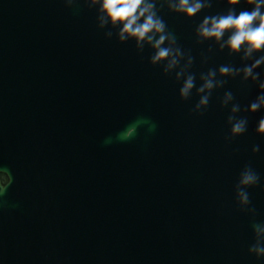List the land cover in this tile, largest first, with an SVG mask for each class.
Segmentation results:
<instances>
[{"label":"water","instance_id":"obj_1","mask_svg":"<svg viewBox=\"0 0 264 264\" xmlns=\"http://www.w3.org/2000/svg\"><path fill=\"white\" fill-rule=\"evenodd\" d=\"M222 11L160 13L194 58L197 87L201 72L242 67L196 43L203 16ZM108 30L83 0H0V169L13 177L0 196V264H264L248 252L253 223L264 224V111L228 142L231 106H220L231 91L246 108L257 87L229 79L196 114L195 89L181 100L182 81L152 66L149 48ZM245 165L260 176L254 214L236 203Z\"/></svg>","mask_w":264,"mask_h":264},{"label":"clouds","instance_id":"obj_2","mask_svg":"<svg viewBox=\"0 0 264 264\" xmlns=\"http://www.w3.org/2000/svg\"><path fill=\"white\" fill-rule=\"evenodd\" d=\"M71 8L76 0H63ZM89 9L96 10L98 28L109 29L105 35L111 38L115 32L119 43L135 42L138 52L145 48L151 50L149 62L154 67H162L164 75L175 74V80L182 81L179 89L181 100H188L195 89L199 96L192 111L203 115L207 110L214 91L222 89L229 79L240 78L241 83L250 82L257 87V95L246 108H241L231 91H225L220 101L221 108H229L227 125L228 142L244 135L248 128V116L264 111V78L257 71L264 67V0H83ZM222 3L225 11L205 14L195 27L197 44L209 43L208 52L213 48L218 52H227L229 57L239 56L242 67L222 64L199 74L197 87L196 74L191 72L194 58L177 43L163 16V9L169 13L191 20L199 14L208 13L213 3ZM241 5L244 7L241 8ZM237 8L241 10L237 13ZM207 62V57L202 58ZM246 112L248 115H240ZM154 127V125L152 126ZM133 128V127H130ZM127 132V131H126ZM255 134L264 138V116L257 122ZM131 136L124 133V138ZM260 151L259 145L252 147L255 155ZM13 182V177L6 169H0V196H3ZM259 174L250 166L241 170L235 185L236 203L241 211L250 208L248 189L258 186ZM254 243L248 252L257 259H264V224L253 223Z\"/></svg>","mask_w":264,"mask_h":264}]
</instances>
